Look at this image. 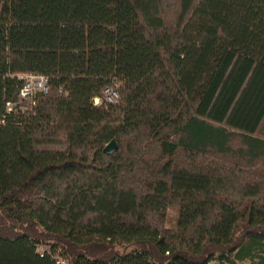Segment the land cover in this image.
I'll return each mask as SVG.
<instances>
[{
  "label": "trees",
  "instance_id": "16d2710c",
  "mask_svg": "<svg viewBox=\"0 0 264 264\" xmlns=\"http://www.w3.org/2000/svg\"><path fill=\"white\" fill-rule=\"evenodd\" d=\"M63 259L264 264V0H0V264Z\"/></svg>",
  "mask_w": 264,
  "mask_h": 264
},
{
  "label": "built area",
  "instance_id": "2783aa9c",
  "mask_svg": "<svg viewBox=\"0 0 264 264\" xmlns=\"http://www.w3.org/2000/svg\"><path fill=\"white\" fill-rule=\"evenodd\" d=\"M25 80V85L21 90V97L25 100H34L40 92L48 93V79L44 76L25 75L21 76ZM120 95L116 86H111L105 89L104 96L96 99L97 105L104 103H115L119 100ZM11 109V108H10ZM47 248L39 247L38 252L42 253ZM57 264H72L69 260H58Z\"/></svg>",
  "mask_w": 264,
  "mask_h": 264
},
{
  "label": "water",
  "instance_id": "95a60500",
  "mask_svg": "<svg viewBox=\"0 0 264 264\" xmlns=\"http://www.w3.org/2000/svg\"><path fill=\"white\" fill-rule=\"evenodd\" d=\"M117 149H118V146H117L116 141H112L105 147L104 152L106 154H112V153L116 152Z\"/></svg>",
  "mask_w": 264,
  "mask_h": 264
}]
</instances>
